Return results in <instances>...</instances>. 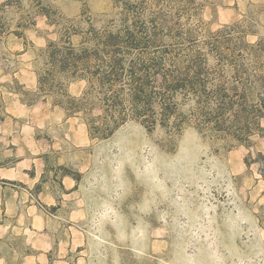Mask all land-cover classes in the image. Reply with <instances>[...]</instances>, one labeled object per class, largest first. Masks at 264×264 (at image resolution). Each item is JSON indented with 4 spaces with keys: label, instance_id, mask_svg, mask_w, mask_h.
Masks as SVG:
<instances>
[{
    "label": "rangeland",
    "instance_id": "rangeland-1",
    "mask_svg": "<svg viewBox=\"0 0 264 264\" xmlns=\"http://www.w3.org/2000/svg\"><path fill=\"white\" fill-rule=\"evenodd\" d=\"M41 6L49 16L36 13L21 37L0 41V264H264V117L248 145L192 123L147 129L134 120L91 138L86 120L98 107L67 115L37 86L49 40L71 25L115 31L124 14L156 34L151 50L165 48L182 64L200 53L213 65L208 47L218 31L220 48L242 51L249 67L255 55L264 63V0ZM64 84L75 97L86 88L84 79ZM178 102L188 113L191 103Z\"/></svg>",
    "mask_w": 264,
    "mask_h": 264
},
{
    "label": "trees",
    "instance_id": "trees-1",
    "mask_svg": "<svg viewBox=\"0 0 264 264\" xmlns=\"http://www.w3.org/2000/svg\"><path fill=\"white\" fill-rule=\"evenodd\" d=\"M38 12L49 16L41 0H30L28 8L22 0L0 2V41L11 34L21 37ZM126 19L124 14L115 31L71 25L58 40H49L37 74L38 91L54 96L67 115L98 107L101 114L86 120L91 138L109 137L134 120L147 129L159 124L179 130L192 123L202 135L248 145L264 117V63L258 64L255 55L249 67L242 51L220 48L218 31L208 47L215 57L213 65L205 64L200 53H189L182 64L165 48L151 50L156 34L136 28L135 19L128 25ZM72 35L79 36L77 42ZM242 45L256 52L257 44ZM70 78L86 81L81 96L66 93L64 82ZM178 101L191 103L188 113L178 111ZM257 156L264 176V154Z\"/></svg>",
    "mask_w": 264,
    "mask_h": 264
}]
</instances>
